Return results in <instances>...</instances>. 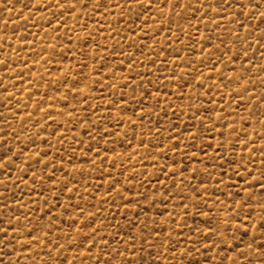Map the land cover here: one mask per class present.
I'll list each match as a JSON object with an SVG mask.
<instances>
[{
  "label": "rangeland",
  "instance_id": "1",
  "mask_svg": "<svg viewBox=\"0 0 264 264\" xmlns=\"http://www.w3.org/2000/svg\"><path fill=\"white\" fill-rule=\"evenodd\" d=\"M264 0H0V264H264Z\"/></svg>",
  "mask_w": 264,
  "mask_h": 264
},
{
  "label": "snow or ice",
  "instance_id": "2",
  "mask_svg": "<svg viewBox=\"0 0 264 264\" xmlns=\"http://www.w3.org/2000/svg\"><path fill=\"white\" fill-rule=\"evenodd\" d=\"M137 2H140V0H137ZM197 2L199 3V0H197ZM261 15H264V13H261Z\"/></svg>",
  "mask_w": 264,
  "mask_h": 264
}]
</instances>
